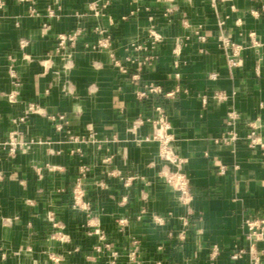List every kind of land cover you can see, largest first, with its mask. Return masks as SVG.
Instances as JSON below:
<instances>
[{
  "label": "crops",
  "instance_id": "obj_1",
  "mask_svg": "<svg viewBox=\"0 0 264 264\" xmlns=\"http://www.w3.org/2000/svg\"><path fill=\"white\" fill-rule=\"evenodd\" d=\"M3 1L0 141L16 131L24 144L2 149L0 264H250L246 219L264 216V146L247 138L264 140V0ZM78 26L63 58L57 37ZM158 105L186 158L184 198L161 175Z\"/></svg>",
  "mask_w": 264,
  "mask_h": 264
},
{
  "label": "built area",
  "instance_id": "obj_2",
  "mask_svg": "<svg viewBox=\"0 0 264 264\" xmlns=\"http://www.w3.org/2000/svg\"><path fill=\"white\" fill-rule=\"evenodd\" d=\"M4 4L3 0H0V5ZM109 1H105L104 6H108ZM92 14L97 15L100 11L96 10L94 7H92ZM49 13L51 15H56V11L54 8H49ZM78 20L82 18V14H77ZM82 32L81 26H78L73 32L66 33L62 32L57 37V44H56V51L59 52L61 55H63V58H66V52L69 47L76 44L77 39L79 35ZM222 43L226 46L229 45H235L233 42H230L226 38H222ZM110 45V39L108 36H104L103 38H100L98 40V43L94 45V47H100V48H106ZM231 61L233 64H237L236 60L231 58ZM149 91L151 92H157L158 87L157 86H150ZM142 95H147V91L143 90L141 92ZM220 98H224L225 95L218 94ZM30 110H36L37 107L35 104H30L29 106ZM156 109L159 112V115L157 118L153 119V133L152 138L157 140L159 142V155L160 158L165 162L164 167L161 170V175L163 176L165 182L168 186H170L172 189L177 191L180 195V198H184L190 194V186H189V180L186 176V174L182 170V165L186 161V158L180 154H178L174 147V140L175 136L172 131V123L165 112L164 108L161 105L156 106ZM229 116L231 119H236L238 114L235 111H232L229 113ZM62 117V116H61ZM232 123V122H229ZM59 129L62 128V125L57 126ZM237 136L234 132L232 135H223L221 138L216 139V141H223L225 143H228L232 140H236ZM248 142L250 146H256L261 145L264 146V140L261 138L259 133L256 131V129H252L250 133L248 134ZM24 143L19 141L16 138V131L10 132L9 138L5 141H0V159L2 157V149L7 148L10 153L16 152L18 148H20ZM169 164H172L175 166V169L171 168ZM225 166L221 167V172H224ZM80 175L76 179V185L73 189V196L75 199V204L82 205L83 197L85 194L84 189V178L86 174V166H82L80 169ZM113 173V172H111ZM130 179L128 178L126 180V183H130ZM88 204V203H86ZM85 204H83L84 206ZM85 207V206H84ZM155 220L158 222L163 221L162 216H155ZM124 221V220H122ZM246 226L248 228L247 230V237L251 241V246L249 249L250 253V264H262L261 261V252L263 250L258 249V242L264 240V216L261 217H249L246 219ZM96 232H99V229L96 230ZM109 244H107L108 246ZM246 252L244 249H240L238 251H235L232 253V257L237 259L243 256V254ZM51 258L58 262L59 258L53 254H51Z\"/></svg>",
  "mask_w": 264,
  "mask_h": 264
}]
</instances>
